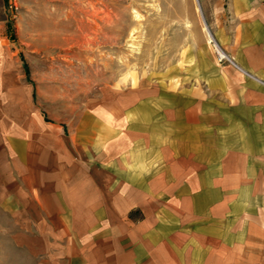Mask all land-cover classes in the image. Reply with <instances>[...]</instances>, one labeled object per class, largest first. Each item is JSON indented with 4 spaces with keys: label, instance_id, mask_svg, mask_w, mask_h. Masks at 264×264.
<instances>
[{
    "label": "crops",
    "instance_id": "crops-1",
    "mask_svg": "<svg viewBox=\"0 0 264 264\" xmlns=\"http://www.w3.org/2000/svg\"><path fill=\"white\" fill-rule=\"evenodd\" d=\"M227 58L192 85L114 92L80 125L46 121L4 78L0 219L31 264H264V0H226ZM11 83V84H10Z\"/></svg>",
    "mask_w": 264,
    "mask_h": 264
},
{
    "label": "rangeland",
    "instance_id": "rangeland-1",
    "mask_svg": "<svg viewBox=\"0 0 264 264\" xmlns=\"http://www.w3.org/2000/svg\"><path fill=\"white\" fill-rule=\"evenodd\" d=\"M226 0H0L4 78L29 87L32 108L64 132L111 106L114 92L192 85L196 55L202 69L217 60L211 12ZM212 38V36H211ZM11 84V83H10ZM11 220L0 219L4 230ZM0 233V243L10 234ZM0 264H31L24 251L0 252Z\"/></svg>",
    "mask_w": 264,
    "mask_h": 264
},
{
    "label": "built area",
    "instance_id": "built-area-1",
    "mask_svg": "<svg viewBox=\"0 0 264 264\" xmlns=\"http://www.w3.org/2000/svg\"><path fill=\"white\" fill-rule=\"evenodd\" d=\"M214 49L216 51L217 60L219 62H221V61H223V60H225L227 58L226 54L224 53V51L221 49V47L218 44L214 45Z\"/></svg>",
    "mask_w": 264,
    "mask_h": 264
},
{
    "label": "bare ground",
    "instance_id": "bare-ground-1",
    "mask_svg": "<svg viewBox=\"0 0 264 264\" xmlns=\"http://www.w3.org/2000/svg\"><path fill=\"white\" fill-rule=\"evenodd\" d=\"M205 31H206V34H207V36H208V39H209L210 41H212L211 35L209 34L207 28H205ZM214 45H217V44H214Z\"/></svg>",
    "mask_w": 264,
    "mask_h": 264
}]
</instances>
